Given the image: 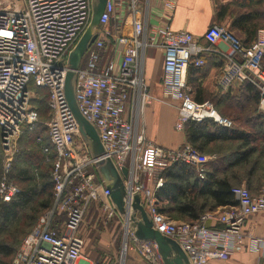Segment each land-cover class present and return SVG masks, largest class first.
I'll return each instance as SVG.
<instances>
[{"label": "built area", "instance_id": "1", "mask_svg": "<svg viewBox=\"0 0 264 264\" xmlns=\"http://www.w3.org/2000/svg\"><path fill=\"white\" fill-rule=\"evenodd\" d=\"M177 1L108 0L97 38L77 71L79 110L96 128L104 157L113 161L121 175L122 168L128 169L123 181L129 195L140 194L153 227L175 240L191 264L227 261L245 249L264 254V237L246 233L244 228L249 217L264 213V190L253 196L246 187H236L232 193L237 206L207 212L194 223L173 220L159 211L156 192L164 184L162 172L181 162L194 166L203 179L210 158L188 143L167 149L148 140L144 114L153 96L144 79L145 50L151 47L164 52L162 84L178 103L176 131L184 132L189 122L206 120L225 128L234 125L212 102L199 103L188 91V67L204 65L200 58L203 49L192 33L171 28ZM154 10H159L160 16ZM91 12V0H0V145L4 154L0 199L9 203L20 192L8 175L23 128L32 130L39 121L38 110L31 105L35 95L31 87L48 92L51 118L46 126L50 146L56 151L52 172L55 204L24 238L12 264H89L83 256L85 240L79 233L86 213L95 205L106 224L116 222L122 228L126 240L120 264L129 252L146 264H162L156 245L138 240L115 210L111 191L97 171L98 159L92 157L65 98L67 59L88 27ZM153 19L158 23L151 24ZM122 24L131 26L129 33L120 34ZM204 39L210 45L231 46L232 54L220 52L225 58L218 81L223 92L248 80L259 89V104L264 110V29L249 47L220 25H212ZM109 44L112 56L103 62ZM49 150L43 149L45 154ZM61 216L64 219L59 224Z\"/></svg>", "mask_w": 264, "mask_h": 264}, {"label": "trees", "instance_id": "2", "mask_svg": "<svg viewBox=\"0 0 264 264\" xmlns=\"http://www.w3.org/2000/svg\"><path fill=\"white\" fill-rule=\"evenodd\" d=\"M216 20L249 47L256 41L259 30L264 29V0H232L218 8ZM261 67L264 70V57ZM232 88L210 102L221 116L244 123V129L234 125L225 128L206 120L189 122L184 130L186 143L200 154L213 157L205 165L204 178L199 177L194 166L181 162L162 172L164 184L156 192L158 208L173 220L194 223L207 212L237 206L232 193L236 187H246L253 196L264 188V112L258 109L260 91L248 80L239 83V96L232 93ZM34 91L44 93L35 101L38 112L47 109L48 92L39 88ZM46 130L47 137L44 141L41 138L40 144L27 136V131L24 137L28 142L21 145L8 175L9 181L21 189L9 203L0 199V264L13 263L23 242L21 238H25L55 204L52 172L56 151L50 146ZM33 133L38 134L37 130ZM44 147L50 148L48 154L44 153ZM2 158L0 146V181ZM63 219V216L58 217V223Z\"/></svg>", "mask_w": 264, "mask_h": 264}, {"label": "crops", "instance_id": "3", "mask_svg": "<svg viewBox=\"0 0 264 264\" xmlns=\"http://www.w3.org/2000/svg\"><path fill=\"white\" fill-rule=\"evenodd\" d=\"M231 2L232 0L177 1V6L171 20V28L174 31L184 30L192 33L195 37L196 44L203 49L201 56L204 60V65L202 67H196L194 65L190 66L187 74L188 91L192 98L199 103L221 98V96H224L227 93L223 92L218 84L225 65V58L220 52L227 55L232 54L231 46L228 43L210 45L204 39V35L212 25H218L216 20L218 8L222 5H228ZM154 14L160 16V11L154 10ZM157 23V20H151V24ZM227 23L228 21L226 24ZM111 30L113 32L116 30L114 22L111 24ZM130 30L131 26L129 24H122L120 27V34H127ZM207 48H211L212 51H207ZM111 56L112 50L110 48V50H107L103 54V62L108 60ZM235 59L239 62L242 61V58L239 56H235ZM163 64L164 52L162 50L151 47L145 50L143 57V73L148 90L153 96V101L145 110L144 128L146 130L147 138L151 142L163 148L178 149L187 142L186 135L184 132L176 131L174 127L177 118L178 103L167 95L165 88L163 87ZM239 83L240 82H236L232 88V93L237 94L238 96L240 93L238 91ZM258 109L259 111L264 112V110L260 108V104ZM233 123L235 127L244 129V123H239L237 121ZM206 156L210 158V161L213 159L211 155ZM93 207L94 206H92V208ZM92 208L88 210L86 215L90 213ZM81 228L79 235L85 240L81 234ZM244 228L246 233L258 237H264V213L249 217ZM114 259H109L110 264L115 263ZM89 264L94 263L89 261ZM123 264L146 263L134 252H129ZM208 264H264V254L253 253L245 249L234 254L227 261H211Z\"/></svg>", "mask_w": 264, "mask_h": 264}, {"label": "water", "instance_id": "4", "mask_svg": "<svg viewBox=\"0 0 264 264\" xmlns=\"http://www.w3.org/2000/svg\"><path fill=\"white\" fill-rule=\"evenodd\" d=\"M107 2L108 0H91L90 23L67 59V73L64 82L65 98L92 157L98 159L97 171L105 186L111 191L110 200L120 218L128 222V228L138 240L156 245L162 264H191L189 256L175 240L163 235L153 227L152 220L142 204L140 194L129 195L123 181V177L128 176V169L122 168V176L113 161L104 157L105 149L99 134L94 125L82 115L75 98L77 71L87 49L97 38L100 19Z\"/></svg>", "mask_w": 264, "mask_h": 264}, {"label": "rangeland", "instance_id": "5", "mask_svg": "<svg viewBox=\"0 0 264 264\" xmlns=\"http://www.w3.org/2000/svg\"><path fill=\"white\" fill-rule=\"evenodd\" d=\"M225 24L226 23H224V25ZM111 44L108 45V50H110ZM31 89L35 90V88H32V87ZM42 94L44 95L43 92L40 93L39 91L38 93H35L31 101V105L33 107L37 108V106L35 105L36 103L35 101L42 98ZM38 114H39V121L36 124V127H34V128H37L36 130L38 134L35 135L33 133L36 131L34 128H33L34 131H31L29 127L25 126L18 140V152L19 150H21V145L28 142L27 138L24 137L25 134H27V131L29 132L27 136H29L30 138H34L35 139L34 142L38 144L41 143L38 141L39 138L40 139L42 138V140L44 141V138L47 137L46 123L51 118V112H50L49 106H47V109L42 108V111H39ZM3 160H4V154L2 158V166H3ZM35 178H37V173H35ZM18 187L19 189H21L19 185ZM81 234L85 238L84 257L86 259L93 262L94 264L103 262L105 260L109 261L110 258L112 259L115 258L114 259L115 263L113 264H120L122 262V259H123L122 247H123L124 240H126L124 237L122 228L120 224L116 222H110L106 224V221L101 216V210L99 206L95 205L90 211V213L85 216V219H84V222L81 228ZM23 240H24V237L21 238L20 242H22Z\"/></svg>", "mask_w": 264, "mask_h": 264}]
</instances>
